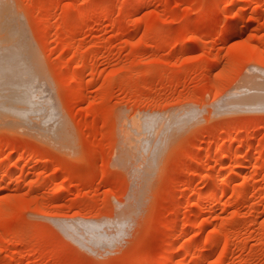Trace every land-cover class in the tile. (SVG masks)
Listing matches in <instances>:
<instances>
[{"label":"rangeland","instance_id":"1","mask_svg":"<svg viewBox=\"0 0 264 264\" xmlns=\"http://www.w3.org/2000/svg\"><path fill=\"white\" fill-rule=\"evenodd\" d=\"M8 64L0 264H264V0H0Z\"/></svg>","mask_w":264,"mask_h":264},{"label":"bare ground","instance_id":"2","mask_svg":"<svg viewBox=\"0 0 264 264\" xmlns=\"http://www.w3.org/2000/svg\"><path fill=\"white\" fill-rule=\"evenodd\" d=\"M89 5V3L87 4ZM87 7V6H86ZM90 6L86 9V10H89ZM232 23V22H231ZM231 23H229L228 27H231L232 25H230ZM229 33H231V30L228 32V35ZM26 66V65H25ZM28 68H25L22 64H8V65H5V66H2L0 65V115H4V116H7L8 118L12 119V120H20V122L22 123H27L29 122L30 119H32L33 117V113L36 114L38 113L39 114V108H38V101L37 100H32L31 99V96H30V91H31V88H30V83H31V80L33 78V75L31 74V70H27ZM252 79V78H251ZM257 79V78H256ZM258 81V80H256ZM250 82V84H252V82H254V79L253 81H248L246 84H248ZM263 82V81H262ZM254 84V83H253ZM262 84V83H261ZM264 85V84H263ZM243 86V90L244 89H247V86L244 88V85H241ZM240 86V87H241ZM255 87V86H254ZM258 88V87H257ZM238 89H240L239 91H241V88L238 87ZM237 89V92H239ZM252 90V88H249V90ZM256 89V88H255ZM253 88V90H255ZM236 90V89H235ZM242 90V91H243ZM239 92L238 94H236L234 91V93L232 94H228V96H235L236 94V98H237V95H241L240 93H243V92ZM248 91V89H247ZM256 91V90H255ZM259 91L260 92V89L258 90L257 89V92ZM264 91V90H263ZM245 94H246V91L244 90ZM251 92V91H250ZM248 92V93H250ZM254 92V91H253ZM256 93V92H255ZM253 94V93H252ZM263 94V93H262ZM261 94V95H262ZM244 95V94H243ZM249 95V94H248ZM232 96V97H233ZM250 96V95H249ZM264 96V95H263ZM234 97V98H235ZM246 97V95L244 96V98ZM229 98L227 97V100ZM232 99V98H231ZM252 99V98H251ZM229 101V100H228ZM238 101V100H237ZM232 103H234V101H231ZM239 102V101H238ZM231 103V104H232ZM244 103V102H243ZM242 103V104H243ZM247 103V102H246ZM245 103V104H246ZM253 103V102H251ZM250 103V104H251ZM262 103V102H260ZM225 104V103H224ZM238 103H236L237 105ZM240 104V107H244V105L242 106L241 103ZM238 104V105H239ZM263 104V103H262ZM237 105V108H239V106ZM253 105V104H252ZM256 106V103L254 104ZM222 106V105H220ZM228 106V105H227ZM226 106V107H227ZM234 105L232 104V107ZM246 106V105H245ZM248 106H250L248 104ZM225 107V105L223 106ZM229 107V106H228ZM254 107V106H253ZM230 108V107H229ZM234 108V107H233ZM250 108V107H248ZM248 108H245V109H248ZM41 115V114H40ZM39 115V116H40ZM42 117V116H41ZM45 117V116H44ZM14 118V119H13ZM149 124V123H148ZM137 126V125H136ZM224 158V157H223ZM222 158V159H223ZM220 160V159H219ZM237 163V162H235ZM238 165V163H237ZM223 182L222 184L227 185V183ZM223 187V186H221ZM221 187H219L218 189H220L219 191H222L224 190L223 188L221 189ZM224 187V188H225ZM55 189V188H54ZM53 190V189H52ZM219 191H217L218 193H220ZM53 192V196L54 197H57V196H61V194L63 193L64 194V190H61V188L59 189H55L54 191H51ZM223 193V192H222ZM62 194V195H63ZM218 194H210L209 196L210 197H215L217 196ZM219 196V195H218ZM210 197H208L210 199ZM213 197V198H214ZM212 199V198H211ZM70 224V223H69ZM64 225V224H63ZM73 225V223H72ZM74 226V225H73ZM71 226V233H68L69 234H73V236H76L77 235V231H75V229H73ZM75 227H76V224H75ZM79 226L77 225V228ZM80 228V227H79ZM78 228V229H79ZM82 228V227H81ZM80 228V229H81ZM69 229V228H68ZM79 229V230H80ZM66 230V229H65ZM85 231V229H82ZM67 231V230H66ZM88 232V231H87ZM82 233V232H81ZM87 234V233H86ZM79 235V234H78ZM78 235L76 237H78ZM80 235H83V234H80ZM84 236V235H83ZM76 237H71L73 239H75ZM81 237V236H80ZM87 240H90L92 239L93 237L91 236V234L88 232V236H86ZM78 240V239H76ZM186 248V247H185ZM165 256V255H164ZM163 258V257H162ZM164 260V258H163Z\"/></svg>","mask_w":264,"mask_h":264}]
</instances>
